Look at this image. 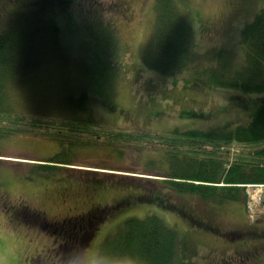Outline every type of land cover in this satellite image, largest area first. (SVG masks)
Wrapping results in <instances>:
<instances>
[{"label": "rangeland", "instance_id": "obj_1", "mask_svg": "<svg viewBox=\"0 0 264 264\" xmlns=\"http://www.w3.org/2000/svg\"><path fill=\"white\" fill-rule=\"evenodd\" d=\"M163 3L189 36L184 56L162 69L150 47ZM262 8L264 0H0V36L20 21L30 34L22 69L2 84L0 131L12 129L0 132V264H95L122 218L153 209L177 233L174 264H264V182L241 184L243 197L228 201L180 196L167 182L173 151L228 166L264 145L211 147L199 136L228 133L247 112L239 99L261 97L208 77L241 70L242 27ZM153 190L188 218L150 207ZM119 199L120 210L98 220L94 207ZM78 237L89 238L80 253Z\"/></svg>", "mask_w": 264, "mask_h": 264}, {"label": "trees", "instance_id": "obj_2", "mask_svg": "<svg viewBox=\"0 0 264 264\" xmlns=\"http://www.w3.org/2000/svg\"><path fill=\"white\" fill-rule=\"evenodd\" d=\"M67 1L60 0V2ZM155 21V37L152 43L153 47H150L151 61L152 64L154 62V65L163 69L171 62L177 61L178 55L184 56L187 36H189V25L184 24L182 16L178 17L168 3L159 6ZM15 26L10 33L0 36V101L5 100L2 88L3 80L13 77V72L17 71L19 67L22 69L26 60L24 57L28 54L26 46L30 34L22 35L28 27L22 21ZM241 41L244 42L246 56L241 70L228 76V79L226 74L222 76L221 73L216 76L215 74L214 76L209 75L208 79L220 86L229 87L230 85L231 88L241 89L245 93H260L261 97L257 100L253 98L250 103H247L244 98L239 99L247 112L243 122L237 118L236 124L228 130V133L224 128L220 130L215 128L210 129L209 133L203 134L204 136L199 134L200 138L211 147H218L232 140L250 144L264 143V8L242 27ZM232 101L236 104L237 98ZM29 122L35 128H39L43 124L42 121L37 120ZM47 126L51 127V123ZM11 129L8 127L0 132L8 133ZM23 130L55 138L53 134L45 131L15 128V131ZM207 152L210 153L208 150ZM177 155L174 151L170 154L169 162L173 178L168 179L167 182L175 190V194L180 196L196 194L201 199L210 197L217 198L218 201L241 199L243 195L239 194L242 191L245 193L241 184L264 182V145L256 151L252 148L246 153H240V156L236 157L228 166L224 157L200 159L192 155L190 157L183 156V160H179ZM152 192H154L150 194L152 197L145 201L149 203L150 207L188 218L181 208L166 205L159 190ZM122 201L125 200L120 201L119 199V201L111 202L106 205V208L95 206L98 220H101L105 212L120 210L119 204ZM168 201L170 200L168 199ZM153 210H146L139 217L140 221L136 220L138 216H128L129 218L125 220L122 218L114 231L112 230L109 232L110 234L107 233V236H104L99 247L98 260L101 261V264H127L128 261H131L132 264H174L177 233L173 226L167 224ZM25 212L27 211L25 210ZM82 242V238L78 237L76 253H80Z\"/></svg>", "mask_w": 264, "mask_h": 264}, {"label": "flooded vegetation", "instance_id": "obj_3", "mask_svg": "<svg viewBox=\"0 0 264 264\" xmlns=\"http://www.w3.org/2000/svg\"><path fill=\"white\" fill-rule=\"evenodd\" d=\"M24 208H26V205L23 206L22 211L24 210ZM27 210H28V209H27ZM16 211H17V209H16ZM16 213H19V210H18V212H16ZM41 213H44V211L41 212ZM88 215H89V214H88ZM33 216L36 217L35 215H33ZM39 216H40V215H39ZM42 216L44 217L45 215H42ZM89 216H90V215H89ZM89 216H88V217H89ZM82 217H83V215H81V218H82ZM90 217H91V216H90ZM90 217H89V218H90ZM44 218H46V217H44ZM53 220H55V221H57V222L59 221V219H57V218H53ZM64 221H65V220L63 219V220H62V223H63ZM92 222H93V221H92L91 218H90V220H89V222H88L87 224H89V225L91 226V225H92ZM60 225H61V224H60ZM90 226H89V228H91ZM88 239H89L88 237L82 239L83 242L81 243V244H82V245H81V248H83V247L88 243ZM77 248H78V247H77Z\"/></svg>", "mask_w": 264, "mask_h": 264}, {"label": "crops", "instance_id": "obj_4", "mask_svg": "<svg viewBox=\"0 0 264 264\" xmlns=\"http://www.w3.org/2000/svg\"><path fill=\"white\" fill-rule=\"evenodd\" d=\"M66 102V101H65ZM65 102H63V103H60V105H63V104H65ZM65 107H66V105L65 106H62L61 108H60V106H59V109L61 110V111H65Z\"/></svg>", "mask_w": 264, "mask_h": 264}, {"label": "clouds", "instance_id": "obj_5", "mask_svg": "<svg viewBox=\"0 0 264 264\" xmlns=\"http://www.w3.org/2000/svg\"><path fill=\"white\" fill-rule=\"evenodd\" d=\"M95 264H101V261L100 260H96L95 261ZM127 264H132V262L131 261H128Z\"/></svg>", "mask_w": 264, "mask_h": 264}]
</instances>
